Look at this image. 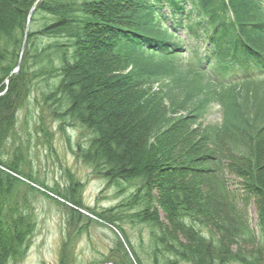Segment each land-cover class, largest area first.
Listing matches in <instances>:
<instances>
[{"label": "trees", "instance_id": "16d2710c", "mask_svg": "<svg viewBox=\"0 0 264 264\" xmlns=\"http://www.w3.org/2000/svg\"><path fill=\"white\" fill-rule=\"evenodd\" d=\"M35 99L126 199L96 212L76 179L58 191L30 174L18 126ZM213 103L221 120L202 125ZM37 186L117 229L103 264H143L126 218L148 228L151 264H264V0H0V264L26 253L35 220L18 190Z\"/></svg>", "mask_w": 264, "mask_h": 264}, {"label": "rangeland", "instance_id": "374dc122", "mask_svg": "<svg viewBox=\"0 0 264 264\" xmlns=\"http://www.w3.org/2000/svg\"><path fill=\"white\" fill-rule=\"evenodd\" d=\"M130 70L131 67L123 75L129 76ZM44 88L43 84H37L36 93L44 91ZM157 88V85L149 84L144 87L150 91H156ZM241 93L247 96L255 94L251 86ZM39 105L37 99L30 103L29 119L25 120V112H21L19 116V140L30 174L34 175L39 183L58 191H63L69 180L76 179L82 186L75 195L80 196L83 206L96 212L111 209L126 199L132 188L123 185L124 190L119 193L117 187L105 188L103 182L93 178L87 167L67 150L65 138L56 132V123L49 119L46 111ZM204 115L201 123L205 126H217L221 120L220 108L215 103L206 109ZM41 126L53 134L49 142L53 153L47 150L44 136L39 133ZM25 131L28 135L23 134ZM66 132L71 144H75L79 131L76 128H67ZM37 190L38 193H31L23 187L18 190V197L25 198L24 202L35 220L34 232L29 239L26 253L18 264H103L110 256L116 257L114 253L116 238L122 236L115 227L97 221L95 216H91L83 209L78 210L82 217L80 221L69 217L65 208L60 205L62 202L60 197L51 194L49 189L46 191L37 186ZM131 213L132 210H127L124 215L130 216ZM250 214L254 222V211ZM87 217L91 218L92 223L86 228ZM118 225L122 227L124 236H127L130 246L141 258L142 263L151 264L148 228L137 222L131 223L127 218L124 223Z\"/></svg>", "mask_w": 264, "mask_h": 264}]
</instances>
